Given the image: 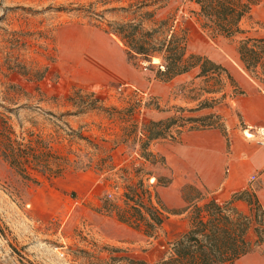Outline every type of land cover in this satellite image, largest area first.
I'll use <instances>...</instances> for the list:
<instances>
[{
	"label": "rangeland",
	"instance_id": "1",
	"mask_svg": "<svg viewBox=\"0 0 264 264\" xmlns=\"http://www.w3.org/2000/svg\"><path fill=\"white\" fill-rule=\"evenodd\" d=\"M139 1L0 0V131L49 151L60 167L54 176L32 163L18 169L3 157L10 140L1 137L0 264H154L191 226L193 209L179 213L190 173L175 161L185 134L234 115L245 138L264 141L261 134L246 136L259 127L244 122L236 106L250 81H264L263 68L245 70L235 41L201 30L190 12L195 3L169 0L155 19L176 14L180 27L195 24L188 51L223 64L234 83L224 73L219 85L216 76H198L199 68L160 79L156 65L131 58L113 30L139 20L132 6ZM246 25L264 36V0ZM159 120L171 125L167 136L146 144L145 125ZM143 149L154 156L146 159ZM196 184L206 197L201 203L234 197ZM130 186L157 206L158 195L171 210L152 235L143 224L131 226L102 210L106 197L123 208ZM235 205L250 213L245 201ZM235 264H264V258Z\"/></svg>",
	"mask_w": 264,
	"mask_h": 264
},
{
	"label": "trees",
	"instance_id": "2",
	"mask_svg": "<svg viewBox=\"0 0 264 264\" xmlns=\"http://www.w3.org/2000/svg\"><path fill=\"white\" fill-rule=\"evenodd\" d=\"M190 1L197 6L190 12L201 30L214 38L223 37L235 41L236 51L245 70L254 72L259 67L264 70V36L256 34L252 30L253 26L246 25L252 19L254 7L261 0ZM168 4L169 0H140L138 4H132L140 16L139 20L133 19L113 27L128 55L156 65V76L164 81L199 68L198 76H216L212 78H218L216 83L221 85L224 83L221 76L225 73L227 79L234 83V78L223 64L188 51L191 29L195 24L185 22L187 25L180 27L176 14L155 19ZM144 21H150L152 25L146 26ZM154 57L160 58L159 64L153 63ZM209 87V92L217 91L213 85ZM204 104L209 103L204 101ZM150 125L156 127L145 125L146 144L149 140L167 136L171 126L163 120L150 121ZM1 137L10 140V150L4 148L2 155L13 166L25 171L26 164L32 163L33 169L43 175L54 176L59 173V165H54L49 160L52 156L49 151H38L31 144L12 140L5 132L0 131V139ZM142 156L149 159L154 154L143 149ZM157 180L160 181L161 177ZM169 182L170 180L164 185ZM136 190L130 186L124 195L123 208L106 197L102 210L115 214L120 221L131 226L139 227L143 224L145 233L152 235V229L161 226L166 218L165 214L171 210L158 195L157 206L153 204L151 196L146 200ZM182 191L187 205L179 213L193 209L191 226L172 242L170 255L154 264H235L264 242V206L256 193L244 190L234 194L228 201L211 198L201 203L206 197L199 196L195 185H185ZM194 192L198 195H193ZM238 200L246 202L250 213L237 208L235 202ZM253 232L257 236L255 240L252 238ZM140 263L144 264L142 261Z\"/></svg>",
	"mask_w": 264,
	"mask_h": 264
},
{
	"label": "crops",
	"instance_id": "3",
	"mask_svg": "<svg viewBox=\"0 0 264 264\" xmlns=\"http://www.w3.org/2000/svg\"><path fill=\"white\" fill-rule=\"evenodd\" d=\"M249 84L247 95L236 106L244 122L264 128V81ZM223 121L220 126L186 133L179 144L174 157L177 167L190 173L185 185L199 183L209 194L216 193L221 198L250 190L264 206V141L245 138L234 115ZM251 257L264 258V242L240 259Z\"/></svg>",
	"mask_w": 264,
	"mask_h": 264
},
{
	"label": "built area",
	"instance_id": "4",
	"mask_svg": "<svg viewBox=\"0 0 264 264\" xmlns=\"http://www.w3.org/2000/svg\"><path fill=\"white\" fill-rule=\"evenodd\" d=\"M251 133H253V136H255L256 134H261L262 136H264V128H258L256 130L251 131ZM253 136H247V137H253ZM255 176L252 177V179H254Z\"/></svg>",
	"mask_w": 264,
	"mask_h": 264
},
{
	"label": "bare ground",
	"instance_id": "5",
	"mask_svg": "<svg viewBox=\"0 0 264 264\" xmlns=\"http://www.w3.org/2000/svg\"><path fill=\"white\" fill-rule=\"evenodd\" d=\"M247 132H250V131L246 130V136H250V135L253 136V133L250 132V134H248Z\"/></svg>",
	"mask_w": 264,
	"mask_h": 264
}]
</instances>
